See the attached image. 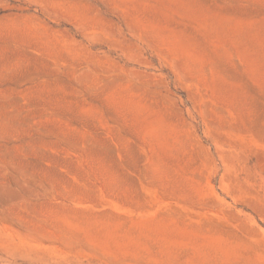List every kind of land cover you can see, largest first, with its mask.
Returning a JSON list of instances; mask_svg holds the SVG:
<instances>
[{
  "label": "rangeland",
  "instance_id": "obj_1",
  "mask_svg": "<svg viewBox=\"0 0 264 264\" xmlns=\"http://www.w3.org/2000/svg\"><path fill=\"white\" fill-rule=\"evenodd\" d=\"M0 264H264V0H0Z\"/></svg>",
  "mask_w": 264,
  "mask_h": 264
}]
</instances>
